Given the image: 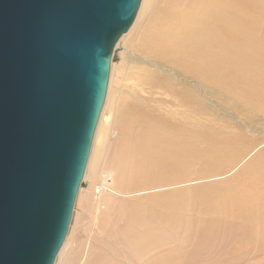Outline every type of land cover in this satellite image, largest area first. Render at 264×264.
Instances as JSON below:
<instances>
[{
	"label": "water",
	"instance_id": "water-1",
	"mask_svg": "<svg viewBox=\"0 0 264 264\" xmlns=\"http://www.w3.org/2000/svg\"><path fill=\"white\" fill-rule=\"evenodd\" d=\"M142 0H0V264H55Z\"/></svg>",
	"mask_w": 264,
	"mask_h": 264
},
{
	"label": "bare ground",
	"instance_id": "bare-ground-1",
	"mask_svg": "<svg viewBox=\"0 0 264 264\" xmlns=\"http://www.w3.org/2000/svg\"><path fill=\"white\" fill-rule=\"evenodd\" d=\"M183 1L170 0L159 7L155 0H142L130 33L137 29L142 31L141 43L132 47L136 57L142 55L149 59L146 60L148 64L145 70L152 77H147L148 82L171 87L173 73L160 72L168 68L175 72L194 73L207 83L224 76L240 84L245 80L252 86V89L243 92L245 97L264 108V37L255 38L251 29L239 18L236 6L228 0ZM127 35L122 37L118 49ZM238 42H241V47L237 51V57L227 62L226 47ZM118 49L116 57L121 53ZM122 55L128 58L127 53ZM112 76L113 73L111 80ZM111 83L112 81L87 168V175L96 173V184L82 192L95 214L103 208L100 227L104 235H96L98 230L93 234L95 227L90 226L88 243L94 248V257L87 264H133L125 251L117 247L120 245L129 249L136 264L194 263L197 257L193 251L176 249L154 253L145 261L144 254L153 249L156 240L154 236L150 241L143 238L136 233L135 226L140 223L144 230H151L160 222L157 217L159 213L151 206H144L140 198L133 199L134 202L116 205L112 203L110 191L114 185L122 192L127 189L141 191L146 187L157 189L173 186L175 188L158 190L154 199L174 211L180 210L188 199L202 203L204 209L219 208L224 200L230 198H233L232 203H238L239 200L248 202L252 196L241 197L239 194H254L255 185L264 182V173L259 171V163L264 162V156L246 166L240 182L220 179L195 186H178L182 183L185 185L191 175L197 172L192 166L195 148L191 142L190 129L162 118L122 96L116 111V127L113 130L115 135L108 140L113 169L108 172L97 171V161L101 158L97 138L104 129L106 107L111 101H115L116 95ZM181 91L188 100L193 101L195 90L192 86H185ZM102 134L103 132L101 136ZM108 141L105 144L106 149ZM211 152L213 151L210 149L201 151L205 164ZM126 154H129L128 159H125ZM201 170H206V166ZM218 170V166H213L211 172ZM96 186H100L99 194L96 193ZM114 210L118 212L117 216ZM210 226L206 219L192 222L194 233L201 243L209 237L207 230ZM250 236L247 228L240 232L242 239ZM73 239V235L66 238L55 264H69L68 257L74 250Z\"/></svg>",
	"mask_w": 264,
	"mask_h": 264
},
{
	"label": "rangeland",
	"instance_id": "rangeland-1",
	"mask_svg": "<svg viewBox=\"0 0 264 264\" xmlns=\"http://www.w3.org/2000/svg\"><path fill=\"white\" fill-rule=\"evenodd\" d=\"M169 1L155 0L159 7ZM228 1L236 6L239 18L251 29L255 38H263L264 0ZM186 2L187 0L183 1V3ZM144 21L146 23V17ZM130 31L128 32L130 35L125 34L128 37L118 49L122 54L127 53L128 58L123 57L121 53L117 54L111 68L113 79L111 80L110 75L109 87L112 81L111 88L116 91V95L115 101H111L106 107L103 118L104 129L97 138V144L101 149L97 171L108 172L113 169L110 164L111 147L108 140L115 135L113 130L116 127L119 98L126 96L133 103L154 114L190 129L191 142L195 148L192 166L197 172L191 175V179L185 182V185L182 183L183 185L178 186H195L220 179L240 182L244 177L246 166L260 156H264V108L255 105L243 94L245 90L252 89L251 83L244 80L240 84L227 76L207 83L194 73L175 72L168 68L160 72L173 73L174 81L171 87L151 84L147 77L152 76H149L145 70L148 64L146 60L149 59L142 55L136 57L137 54L132 47L141 43L142 31L138 29L131 33ZM240 47L241 42L226 47L227 62L237 57ZM185 86L194 88L193 101L188 100L181 91V88ZM204 135L207 136L203 137ZM206 149L213 152L208 155L205 164L200 153ZM128 158L129 154H126L125 159ZM204 166L206 170H201ZM213 166L219 167L215 173L211 172ZM259 171L264 173V162L259 163ZM92 175L91 173L87 175L86 169L85 185L81 186L80 195L78 194L75 203L74 218L67 235V237L69 235L74 237V250L68 257L69 264H87L93 260L94 248L88 243L90 226L95 227L93 234L98 230L96 235H104L100 227L103 208L99 209L96 215L92 211L90 202L82 193L86 188L96 184V173ZM171 187L175 188L173 186L157 189L146 187L141 191L127 189L122 192L114 185L110 191L112 203L116 205L134 202L133 199L140 198L144 206H151L158 211L157 217L160 222L156 227L144 230L140 223L135 226L137 234L149 241L154 236L156 240L153 249L144 254L145 261L154 253L176 249L193 251L197 260L191 264H264V182L255 185L254 194H239L241 197L252 196L248 202L239 200L238 203H232L233 198H230L224 200L219 208L204 209L202 203L188 199L178 211L166 208L154 199L158 190H168ZM99 191L100 186H96V193L99 194ZM113 212L117 216L118 212L115 210ZM197 219H206L211 224L207 230L209 237L204 243L198 240L192 227V222ZM244 228L250 231L251 236L248 239L240 237V232ZM117 247L124 250L129 261L136 264L128 248L123 245Z\"/></svg>",
	"mask_w": 264,
	"mask_h": 264
}]
</instances>
